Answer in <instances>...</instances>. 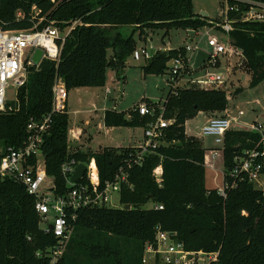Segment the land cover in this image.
Listing matches in <instances>:
<instances>
[{
  "label": "trees",
  "instance_id": "16d2710c",
  "mask_svg": "<svg viewBox=\"0 0 264 264\" xmlns=\"http://www.w3.org/2000/svg\"><path fill=\"white\" fill-rule=\"evenodd\" d=\"M264 3V0H250ZM233 30L231 44L241 51L240 66L251 75V87L264 80V19L245 21L238 15L250 4L229 0ZM221 19L212 22L194 12L193 0H0V29L6 31L42 30L53 26L62 32L71 28L58 62L44 59L28 68V79L17 94L12 110L0 113V148L23 145L32 122L49 118L41 151L47 174L52 177L57 195L88 186L87 173L70 184L65 164L73 160L89 164L95 160L99 189L127 174L120 189L122 207L88 205L69 210L72 234L63 255L54 262L53 249L58 239L45 232L36 210L37 198L24 184L14 179H0V264H145L147 244L156 242L158 228L175 232L187 251L218 252L209 264H264V190L249 180L247 173L231 177L238 159L247 151H264L261 133L249 129H231L224 137L223 163L225 181L235 186L227 196L206 185L204 147L200 138L189 135L188 120L200 112L223 116L229 109L226 89L201 88L196 84L170 87L166 100L143 98L126 111L107 109V127L144 128L160 116L171 120L163 129L156 148L104 146L97 151L70 149L68 107L53 111V87L61 77L68 92L86 87H105L109 68L124 76L128 58L140 40L151 32L183 28L197 32L206 26L223 29ZM120 26L134 27L124 36ZM182 58L191 66L187 46L159 50L143 65L145 75H170V62ZM238 88L234 95L243 92ZM154 108L142 115L140 106ZM259 145V146H258ZM162 167L159 182L155 170ZM154 203L147 208L148 203ZM130 205V209H125ZM162 205L163 209L157 206ZM161 264L157 259L155 263Z\"/></svg>",
  "mask_w": 264,
  "mask_h": 264
},
{
  "label": "built area",
  "instance_id": "2783aa9c",
  "mask_svg": "<svg viewBox=\"0 0 264 264\" xmlns=\"http://www.w3.org/2000/svg\"><path fill=\"white\" fill-rule=\"evenodd\" d=\"M228 1L226 11V21L221 25L229 32L233 30V21L229 18V11L238 7H231ZM249 3L250 9L244 11L240 19L245 21L263 20L264 19V3L254 2L250 0H240ZM238 15V16H239ZM238 18V17H237ZM71 28L62 32L59 28L48 26L42 30H24V31H6L0 29V113L7 110H12L13 104L7 100V90L10 86L19 89L26 84L28 79V68L34 65L32 60L35 51L39 48L43 49L44 59L58 62L60 60L63 45ZM200 47L195 49L187 46V51L190 56L191 66L193 58L190 55L191 51H199ZM208 53L210 54L206 64L201 67L205 68L204 74L196 79L187 80L190 84H196L201 88H216L225 89L227 79L223 74L216 72L219 64L220 55H238L241 57V51L234 47L226 45L217 37L211 36L208 39ZM137 58L150 59L153 55L142 48L136 50ZM200 68V69H201ZM199 70V69H198ZM185 74V63L182 58L173 59L170 62V75L168 83L170 87L184 86L182 79ZM69 92L66 84L61 77H57L53 87V111H64L67 108ZM154 108H149L146 104L140 106L142 115L154 113ZM229 109L225 111L223 116L211 117L202 127L201 135L213 137L215 144L221 150L223 149L225 134L233 129V123L237 118H229ZM244 112L240 111L239 116H243ZM49 118H46L40 123L32 122L28 126L29 135L23 145L18 148H9L8 150L0 148V179L10 178L24 184L29 194L37 198L36 210L39 213L42 222L46 223L43 228L45 232H53L58 239V244L53 249L54 262L59 259L67 246V243L72 234V226L70 224L69 210H77L88 205H109L112 203V195L120 193L121 184L126 181L127 174H118L114 182H108L104 189L100 190L99 172L96 167L95 160H92L88 165L87 175L89 177L92 189L88 186H81L72 189L68 194L57 195L54 182L50 186L45 185L49 179L47 174L45 161L40 164L39 155L42 154L41 145L44 141V135L48 132ZM171 120L164 119L160 116L157 121L151 123L147 129H144L145 142L141 146L144 152L150 148H156L163 137V129L171 124ZM238 125V124H237ZM240 129H244L241 124ZM247 129V128H245ZM261 133L264 142V124H258L249 129ZM79 139L74 129L69 130V141L73 143ZM259 146V145H258ZM205 154V166L212 170L215 169L214 160L217 159L216 147L209 148ZM223 151V150H222ZM78 164L73 160L69 164H65L63 171L68 175L69 182L73 170ZM162 167L155 170V175L158 181H161ZM242 173H247L249 180L259 189L264 190V151H259L257 148L247 151L246 154L238 159L237 166L231 170V177H239ZM216 178L219 174L216 173ZM95 178V179H94ZM223 184L218 186L220 195L226 197V189L230 186L234 187L235 182L231 185L225 181V173L223 170ZM70 184H72L70 182ZM258 185V186H257ZM54 189V192L52 191ZM163 209L162 205L157 206ZM54 211V220L49 223L47 215ZM52 225V228L50 226ZM175 232L164 231L158 228L156 242L147 244L143 257L145 264L155 263L159 259L163 264H209L218 257V252L204 251H187L180 241L176 238Z\"/></svg>",
  "mask_w": 264,
  "mask_h": 264
},
{
  "label": "rangeland",
  "instance_id": "374dc122",
  "mask_svg": "<svg viewBox=\"0 0 264 264\" xmlns=\"http://www.w3.org/2000/svg\"><path fill=\"white\" fill-rule=\"evenodd\" d=\"M194 12L198 15L206 13L207 17L216 22L217 19L226 21V11L228 8L227 0H193ZM118 30L124 35L129 36L133 33L134 27L120 26ZM166 30L163 28L158 29L156 32L150 34L147 40H140L138 32L135 38L138 41L137 49L146 48L150 55H154L159 50L177 49L183 46H189L193 49L200 47L202 50H208V39L211 36L217 37L226 45H231V39L228 32L224 29H219L216 26H206L199 31L191 34L183 28H173L165 36ZM197 51H191L190 55L194 59ZM147 62L145 58H137L135 53L127 60V67L125 76L122 79H115L113 69L109 68L107 71V87H86L83 90L74 89L69 93L68 112L70 116V129H80L85 126L87 119L93 117V124L89 128L90 132L94 134V139L90 143L92 148H99L102 144L104 146H136L141 147L140 140L144 137V128H127L116 127L114 130L107 132V128L103 126L102 130H98L99 124L103 125V115L105 109H112L115 107L118 111H126L139 103L143 98H148L155 102H163L166 100L170 91V84L168 83V75H145L143 72V65ZM216 72L223 74L227 79L226 91L228 93L229 102V118H237L234 122L233 129H240L239 124L245 129H253L258 124H264V80L255 87H251V75L240 66V57L238 55H220L219 64L215 69ZM205 68L199 70L189 71L184 79L183 85H189L187 80L196 79L204 74ZM114 76V77H113ZM118 77V76H117ZM109 88L110 92L106 98V89ZM238 88H243V92L234 95ZM87 89V90H85ZM93 91L95 97L91 98L86 93ZM92 92V93H93ZM7 100L9 103H14L17 100V87L10 86L7 90ZM93 110L92 112L88 110ZM78 110L79 113H76ZM243 111L244 115L239 116V112ZM222 113V115H224ZM212 116V115H211ZM209 115L202 112L195 118L190 119L186 123L187 133L189 135L200 138L204 147H216L218 157L214 160L216 170L207 168L206 185L208 188H218L223 184V170L224 163L222 157V150L217 147L215 140L210 136H202L201 129L207 122ZM157 121V120H156ZM99 122V124H98ZM238 124V125H237ZM86 139V137H85ZM70 142V149H82L83 145H78ZM40 164H44V155H39ZM96 164V163H95ZM216 173L219 174L216 178ZM52 177H49L45 185L50 186ZM264 181V179H262ZM258 186V185H257ZM258 188V187H257ZM111 207L120 208V196L118 193L112 195ZM154 203H148L147 208L153 207ZM55 213L51 211L47 215L49 223L54 220ZM47 225L45 222L41 223L44 227ZM161 264H163L161 262Z\"/></svg>",
  "mask_w": 264,
  "mask_h": 264
},
{
  "label": "crops",
  "instance_id": "0c3cea01",
  "mask_svg": "<svg viewBox=\"0 0 264 264\" xmlns=\"http://www.w3.org/2000/svg\"><path fill=\"white\" fill-rule=\"evenodd\" d=\"M114 71V70H113ZM125 72H126V69H125V71H124V74H125ZM114 73H115V79H122L121 77L119 78V77H117V74H116V71H114ZM124 77H126L125 75L123 76V78ZM107 87V84H106V86L105 87H97V88H106ZM74 89H72V90H70L69 91V93L71 92V91H73ZM76 90H83V88H77ZM85 90H87V89H85ZM93 91H90V92H87L86 94L88 95V96H90L91 95V98H94L95 97V93L93 92ZM109 92H110V89L109 88H107L106 89V98H105V100H107V96H108V94H109ZM68 105H69V97H68V101H67V107H68ZM112 109H116L115 107H113ZM107 109H105L104 110V114H105V111H106ZM116 110H118V109H116ZM88 111H90V112H92L93 110L91 109V110H88ZM76 113H79L78 112V110H76ZM200 113H202V112H200ZM199 113V114H200ZM211 118V116H209L208 117V120ZM207 120V121H208ZM92 124H93V117L91 116V118L90 119H87L86 120V122H85V126H87V127H82V128H80V129H74L75 130V132H76V134H78V136H79V139L78 140H76V141H73V143H76V144H78V145H83L84 147H82V149L81 150H83V151H87V150H92V151H97V150H99L101 147H104V145H100L99 146V148H92V146H90V143L93 141V139H94V134H92L91 132H90V130H89V128L92 126ZM98 124H99V122H98ZM103 126H105L106 128H107V132L109 133L110 132V130H114L116 127H107L106 125H105V123H104V115H103V125H101V124H99V126H98V130L100 129V130H102L101 128H103ZM89 127V128H88ZM186 130H187V127H186ZM85 137H86V139H85ZM143 142V143H142ZM144 142H145V137H142V139L140 140V143H142L141 145H143L144 144ZM75 144V145H76ZM132 146V145H131ZM95 164V163H94Z\"/></svg>",
  "mask_w": 264,
  "mask_h": 264
},
{
  "label": "water",
  "instance_id": "95a60500",
  "mask_svg": "<svg viewBox=\"0 0 264 264\" xmlns=\"http://www.w3.org/2000/svg\"><path fill=\"white\" fill-rule=\"evenodd\" d=\"M202 15L206 16L207 14L202 13ZM240 18H241V15L238 16V19H240ZM190 33L194 34V32H190ZM43 55H44L43 49L39 48L35 51L33 58H32L35 66L40 65V63L42 62ZM209 57H210V54L208 53V51L200 49L196 54V57H195L194 62L192 64V68L194 70L200 69L201 67H203L206 64ZM87 170H88L87 164H85V163L78 164L75 167V169L73 170L72 176L70 178V182L72 184L77 183L79 180H81L84 177ZM52 191L54 192V189H52ZM124 208L130 209L131 206L126 205ZM50 228H52V225L50 226Z\"/></svg>",
  "mask_w": 264,
  "mask_h": 264
},
{
  "label": "bare ground",
  "instance_id": "6f19581e",
  "mask_svg": "<svg viewBox=\"0 0 264 264\" xmlns=\"http://www.w3.org/2000/svg\"><path fill=\"white\" fill-rule=\"evenodd\" d=\"M95 179V178H94Z\"/></svg>",
  "mask_w": 264,
  "mask_h": 264
}]
</instances>
